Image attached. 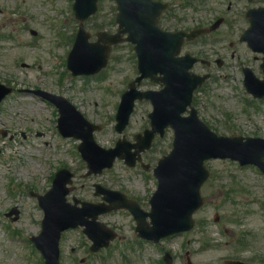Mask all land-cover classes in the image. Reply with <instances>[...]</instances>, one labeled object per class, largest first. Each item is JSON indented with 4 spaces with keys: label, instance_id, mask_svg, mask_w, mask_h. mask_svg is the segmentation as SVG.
<instances>
[{
    "label": "rangeland",
    "instance_id": "obj_1",
    "mask_svg": "<svg viewBox=\"0 0 264 264\" xmlns=\"http://www.w3.org/2000/svg\"><path fill=\"white\" fill-rule=\"evenodd\" d=\"M165 1L170 2V8L161 25L167 29L208 25L227 9L226 0ZM73 2L0 0V81L65 95L90 120L104 124L96 139L104 147H112L121 136L114 129L115 114L122 93L136 76V57L131 46L119 44L99 75L73 76L66 64L79 24ZM244 5L238 4L239 9L229 13L230 29L227 23L220 32L186 46L192 53L216 56L218 52L227 57L223 66H214V77L195 95L194 105L200 117L219 134L264 136V101L252 103L243 74L237 66L230 67L226 51V40L235 39L234 34L247 25ZM100 6V12L86 21L93 38L99 30L113 31L117 27L111 21L115 2L104 0ZM31 29L38 34L33 35ZM246 56L258 69L253 54L247 51ZM195 70L204 72L207 68L198 64ZM143 87L160 88L152 84ZM149 111L148 102L136 107L126 131L130 139L146 126ZM57 119L54 105L28 92L16 91L0 107V128L16 133L14 139L0 134V264H39L42 255L30 237L41 231L44 211L30 192L49 189L60 167H69L76 174L71 200L100 201L93 186L99 182L136 197L149 209V199L158 184L152 170L130 168L117 160L112 169L84 177L87 168L77 150L79 141L64 138L57 129ZM172 138L169 131L164 141L146 152L145 160L152 167L170 151ZM206 166L211 175L202 186L205 204L195 214L197 225L193 230L166 239L163 245L143 244L133 239L137 233L132 215L120 209L99 217L118 232L107 249L92 252V242L81 227L63 232L61 264H164V249L172 252L174 264H187V250L193 264H224L228 258L264 264V174L255 166L242 167L229 159H210ZM13 206L19 213L17 216L14 212L11 218L5 213ZM216 213L219 223L214 221Z\"/></svg>",
    "mask_w": 264,
    "mask_h": 264
},
{
    "label": "water",
    "instance_id": "obj_2",
    "mask_svg": "<svg viewBox=\"0 0 264 264\" xmlns=\"http://www.w3.org/2000/svg\"><path fill=\"white\" fill-rule=\"evenodd\" d=\"M97 0H76L75 10L79 19H85L97 10ZM119 3L118 21L121 30L116 35H102L100 42L89 43L87 33L81 26L76 44L69 56V67L74 74L90 73L103 67L109 56L110 45L122 40V33L128 32V40L136 44L135 48L139 57V69L141 75L137 80L145 76L155 77L157 72H163V81L166 87L159 93H138L134 83L131 90L123 95V103L118 114V130H122L128 122L129 113L133 108V102L137 97L147 96L154 101L155 111L151 114L155 129L163 130L167 124L175 129V141L172 152L160 160L155 173L160 179L159 188L152 198V211L140 213L138 227L142 236L159 239L162 235L191 226V215L202 204L199 195V187L206 179L208 172L203 167L205 159L210 157H232L242 163H257L264 168V140L259 138L223 137L217 136L209 128L196 118L195 109L191 110V116L183 117L188 105L191 104L193 90L202 82L203 78L188 72L196 61L186 58L185 63L176 57L185 36L194 38L207 29H197L187 33L163 31L158 26V19L164 3L153 0H117ZM253 26L245 34V38H252L263 28L262 20L254 17ZM106 36V39L104 38ZM192 61V62H191ZM248 88L256 90L257 81L248 79ZM7 90L0 86V100ZM61 107V130L66 134H74L80 131L78 136L84 140L81 150L89 161L94 172H99L105 166H111L116 156L125 157L134 162V154L131 153L132 145L120 141L115 149L105 150L96 146L92 138V128H86L80 114L75 111L65 100H56ZM73 131V132H72ZM153 136V135H152ZM149 142L142 143L139 148L149 147ZM133 146H137L136 144ZM138 153V151H136ZM98 155V159H97ZM108 194V190H106ZM133 205V203H132ZM89 206V205H88ZM91 207V206H89ZM133 207V206H132ZM48 212V209L46 207ZM104 205L96 208L88 214L96 215L103 212ZM145 216H151L153 226L144 221ZM48 216L44 222V231L35 241L43 250L49 264L58 263V241L60 231L69 226H51L48 224ZM88 223L85 219L78 224ZM98 226V222H93ZM76 224V223H75ZM90 229H86L93 240L94 247H99L106 242L98 241ZM113 235L110 234L109 238Z\"/></svg>",
    "mask_w": 264,
    "mask_h": 264
}]
</instances>
